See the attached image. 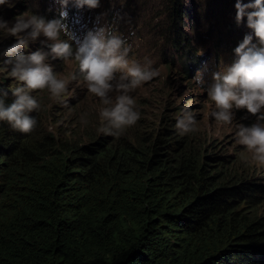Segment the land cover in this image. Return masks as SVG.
Here are the masks:
<instances>
[{
  "label": "trees",
  "instance_id": "obj_1",
  "mask_svg": "<svg viewBox=\"0 0 264 264\" xmlns=\"http://www.w3.org/2000/svg\"><path fill=\"white\" fill-rule=\"evenodd\" d=\"M224 1L203 0L207 9ZM138 2L143 11L149 0ZM182 4L156 7L165 21L150 41L162 55L166 45L184 54ZM248 116L236 113L245 126L257 119ZM155 122L72 142L0 121V264H264V186L218 146L181 136L170 117Z\"/></svg>",
  "mask_w": 264,
  "mask_h": 264
},
{
  "label": "clouds",
  "instance_id": "obj_2",
  "mask_svg": "<svg viewBox=\"0 0 264 264\" xmlns=\"http://www.w3.org/2000/svg\"><path fill=\"white\" fill-rule=\"evenodd\" d=\"M109 1L111 0H71L77 9L85 6L89 9L99 8L101 2ZM14 2L15 0H0V5L12 7ZM69 2L70 0H59L64 9L59 18L47 19L46 15L24 13L15 19L11 27L7 21L0 19V34L16 37L17 41L6 51L11 54L20 47L27 48L26 40L34 41L43 35L47 41L53 42L51 52L54 58L64 60L74 57L87 91L98 97L104 105L98 114V131L104 135L119 137L140 119L136 101L130 93L158 76L159 73L154 69L159 65L154 63L162 64L171 55L165 56L161 52L157 55L152 51L149 53L151 63L131 59L129 54L132 48L127 44V30L122 32L107 25L97 24L86 30L82 38L71 35L64 23ZM130 3L140 5L138 0H124L125 6ZM107 7L108 4L105 3V8ZM235 7L236 16L228 15L229 21L227 19L224 29L222 28L225 32H217L212 37L211 44L204 48L188 53L187 50L182 51L187 54L180 62L184 66H180L181 73L184 72L192 84L202 90L195 93L196 102L200 100L205 104L209 101L208 107L212 104L213 108L211 116L220 125L231 124L238 110L250 113L248 119L257 116L258 121H264V0H254L252 3L237 0ZM109 14L113 16V12ZM242 22L247 23V27L252 30L251 34H245ZM198 32L201 35V30ZM185 38L186 36L183 42ZM222 40H228L230 45L222 46ZM182 43L181 50L183 45L188 44ZM171 49L176 52L174 47ZM219 51L226 54L222 65H219ZM45 59L46 54L37 50L29 54L17 53L14 60L4 62L5 65H11L10 70L6 68L8 77L22 82V86L9 88L15 99L8 105L4 99L8 91L0 88V121L8 122L12 129L22 133L32 132L37 124L29 113L38 111L41 105L31 95L32 92L47 89L56 102L66 103L64 94L69 79L58 78L51 65L45 63ZM70 79H75V73ZM110 92L116 93L114 98L109 97ZM205 95L207 99H204ZM81 119L83 123H87L86 119ZM257 119L254 118L252 122ZM252 122L250 126L241 125L238 128L236 139L251 154L250 161L245 157V162L264 165V124ZM175 127L181 136L197 131L192 114L178 118Z\"/></svg>",
  "mask_w": 264,
  "mask_h": 264
},
{
  "label": "rangeland",
  "instance_id": "obj_3",
  "mask_svg": "<svg viewBox=\"0 0 264 264\" xmlns=\"http://www.w3.org/2000/svg\"><path fill=\"white\" fill-rule=\"evenodd\" d=\"M159 2L160 0H149L148 6L143 11H141L140 5L137 6L136 3L125 6L124 0H111L99 4L100 10L109 15L107 18L105 17V21L100 22L101 25H107L111 29L118 28L122 32L127 30V44L131 45L132 48L129 54L131 59L150 62V52L153 51L159 55L160 50H157L150 41L151 38L155 42L160 41L158 37L160 27L156 25L151 28L152 24L165 21L161 19L163 13L157 12V8H162L160 5L158 6ZM240 2L245 3L243 0ZM58 3L59 0H47L45 9H43L41 0H15L12 7L0 5V19L7 21L8 26L11 27L15 19L24 13L44 16L47 14V8L58 12V8L53 6ZM105 3L113 10V16L105 8ZM182 5L188 11V14L183 17L185 22L183 32L186 34L183 43H188L190 51L211 44L212 37L217 32L221 30L225 32L223 29L228 15H234V2L232 0H225L217 5L213 4L210 9L206 8L203 0H183ZM85 7L88 9L87 6ZM205 8L208 10L207 12ZM63 10L61 8L60 13ZM140 21L142 23L145 21L146 25L142 26ZM204 25L207 26L203 29ZM242 28L245 30V34L252 33V30L247 27V23L242 22ZM198 30H201V35ZM222 41L224 42L222 46L230 45L228 40ZM16 42V37L0 34V75L4 76L8 88L17 85L22 86V82H17L14 78L8 77L6 68L10 70L11 65L4 63L8 59L14 60L17 53L20 52L29 54L37 50L43 51L46 54L45 63L51 65L57 77L69 79L67 91L64 94L66 103L56 102L47 89L36 90L31 93L41 105L38 111L29 113L36 119V126L60 141L86 142L102 134L98 131L100 127L98 114L104 105L98 97L87 91L74 57L64 60L59 57L54 58L51 52L53 42L47 41L43 35L38 36L34 41L32 39L26 40L27 48L20 47L14 53H7V48ZM182 51L184 52L185 49ZM164 55H171L167 62L154 63L159 65L154 69L159 75L130 93L136 101V109L140 112L139 121L146 126H155L159 114L170 117L176 122L185 114H192L196 120L197 131L194 133L197 138L204 141L207 146L211 143L213 146H218L217 149L227 158L234 159V166H242V168L249 170L253 179L258 180L264 186V165L245 162V157L250 161L251 154L237 142L236 131L241 125H244L242 121L235 117L229 125L218 124L211 116L212 104L208 107L209 101L205 104L200 100L198 103L196 102L195 93L202 90L195 87L188 76L180 71L181 68H184L180 62L185 55L175 52L169 45L165 46ZM217 55H219V65H222L226 60V54L219 51ZM74 73L75 79H70ZM167 73L170 74V78L163 85V90L161 80H166ZM115 95V92L109 93V97L114 98ZM204 99H207L206 95ZM172 102L174 105L171 107ZM174 111H177L178 114L174 115ZM82 117L87 120L86 124L82 122ZM253 123L264 124V121L255 120ZM142 127L144 128V126ZM139 129V125L132 126L127 128L122 135L131 136L135 130L139 131Z\"/></svg>",
  "mask_w": 264,
  "mask_h": 264
}]
</instances>
